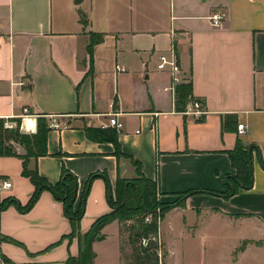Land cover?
Wrapping results in <instances>:
<instances>
[{
  "label": "crops",
  "instance_id": "crops-1",
  "mask_svg": "<svg viewBox=\"0 0 264 264\" xmlns=\"http://www.w3.org/2000/svg\"><path fill=\"white\" fill-rule=\"evenodd\" d=\"M218 11L226 16L215 26L210 16ZM92 33L104 37L90 56ZM172 47L183 81L203 103L199 117L176 110L170 70L157 67ZM111 114L120 128L108 124ZM227 115L236 123L226 127ZM39 116L51 126L48 155L36 160L40 175L55 184L62 167L71 170L79 183L75 208L91 174H106L110 189L103 176L93 179L81 237L69 236L64 205L49 190L27 212L14 204L0 210V251L13 263L65 264L79 256L84 235L112 210L109 192L115 196L119 177L140 172L156 180L161 202L192 189L222 191L225 176L236 174L228 152L240 139L261 153H252V187L229 198L194 193L165 215L181 216L182 245L197 238L205 249L207 238L211 246L219 241L217 226L237 227L236 254L226 263L264 264V0H0V121L4 130L32 134ZM88 126L116 128L125 155H116L112 142L90 139ZM22 169L19 155L0 156V179L12 183L0 190V202L28 203L35 186ZM124 224L102 229L94 264L123 263ZM207 225L213 234L204 232Z\"/></svg>",
  "mask_w": 264,
  "mask_h": 264
},
{
  "label": "trees",
  "instance_id": "trees-1",
  "mask_svg": "<svg viewBox=\"0 0 264 264\" xmlns=\"http://www.w3.org/2000/svg\"><path fill=\"white\" fill-rule=\"evenodd\" d=\"M80 21L83 25L88 24L87 16L83 12L80 13ZM103 37L102 33L91 34V41L88 45L90 56H92L94 45L102 41ZM191 98H194L191 83L183 81L177 84L175 90L176 110L186 113ZM231 117L226 116V127L231 122L236 123V119L234 118L231 121ZM37 121V132L32 134L22 133L18 129L4 130L3 121H0V156L19 155L23 159L22 174L28 177L35 186L34 192L26 205H21L15 198L10 197L0 202V210L14 204L20 211L27 212L35 205L41 193L44 190H49L55 199L64 205L65 214L72 224V231L69 236L81 237L80 221L84 215V204L90 185L96 176L101 175L106 179L110 189L109 178L104 173L91 174L86 181L80 204L75 208L79 186L77 176L68 168L62 167L59 181L53 184L41 176L37 169L36 160L38 157L48 155L47 141L48 133L51 130L47 118L39 116ZM85 130L90 139L112 142L115 145L116 155H125L121 151L116 128L88 126ZM16 145L24 147L26 153L20 154ZM255 149L261 156L257 145H246L238 139L234 149L228 152L232 165L236 169V174L225 176L222 191L192 189L179 193L177 200L174 202H161L158 198L160 192L158 182L145 177L143 173L139 172V178L132 181L119 177L115 196L109 192V202L112 210L100 217L84 235L85 241L80 255L69 257L65 264H94L96 253L93 250V242L105 238L102 229L114 220L125 222L123 228H121V234L124 236V233H128L125 238L122 237L121 242L122 264H163L165 250L160 237V221L165 214L175 207L184 206L185 200L194 193H212L229 198L241 189L251 188L253 185L252 153ZM134 163L140 168V162L134 161ZM148 216H150L149 220L146 219ZM129 221L132 222L127 224ZM124 244L129 246V253H125ZM243 248L244 244L241 249Z\"/></svg>",
  "mask_w": 264,
  "mask_h": 264
},
{
  "label": "rangeland",
  "instance_id": "rangeland-1",
  "mask_svg": "<svg viewBox=\"0 0 264 264\" xmlns=\"http://www.w3.org/2000/svg\"><path fill=\"white\" fill-rule=\"evenodd\" d=\"M137 178H139L138 174L137 177L126 180L132 181ZM131 222L132 221H129V224ZM217 227L220 230V232H216L217 239H220L219 241L214 242L216 246H211L209 244V238L206 239L208 240L206 241V249L204 248L203 241L197 238L185 241L182 245V243L177 240V238L182 235L181 216L170 217L165 215L161 224V231L165 241V248L167 250L165 264H202L204 259L209 261L213 260V258H216V260L219 261V264H227L226 262L231 258L230 256H232V254H236L232 253V250L235 243L238 241L237 238H239L241 234L237 227L233 228L225 225L224 223L221 227L220 225ZM210 228L211 226L208 225L205 228L204 232L207 235L213 234L212 231L210 232ZM124 247L125 253H129V246L124 244Z\"/></svg>",
  "mask_w": 264,
  "mask_h": 264
},
{
  "label": "built area",
  "instance_id": "built-area-1",
  "mask_svg": "<svg viewBox=\"0 0 264 264\" xmlns=\"http://www.w3.org/2000/svg\"><path fill=\"white\" fill-rule=\"evenodd\" d=\"M225 16L226 15L223 11H218V12L213 13L210 16V20L212 21V23L215 26H220L222 24ZM157 67L159 69H165L166 67L169 68L171 76H172V84L167 89H171L172 91H174V94H175L176 86H177V84L183 82V78L181 76V67L178 63L176 53H175V50L173 47L171 50V54H164L163 53V54L159 55V62L157 64ZM117 69L123 70V68L120 65L117 66ZM205 112L206 111L203 109V103L195 97L191 98L190 102L187 105L186 113L191 114V115L196 116V117H199V116L203 115V113H205ZM108 124L112 125L116 128L121 127V123L117 119L116 114H111ZM51 125L53 127H59L60 126L57 122H53ZM6 126L9 127L11 125L9 124V122H6ZM245 127L246 126L243 123L238 124L239 134H242L245 132V130H246ZM11 185H12L11 182H9L7 180L0 179V190L10 188ZM149 218H150V216H148L146 219L149 220ZM0 264H14V263L0 251Z\"/></svg>",
  "mask_w": 264,
  "mask_h": 264
},
{
  "label": "water",
  "instance_id": "water-1",
  "mask_svg": "<svg viewBox=\"0 0 264 264\" xmlns=\"http://www.w3.org/2000/svg\"><path fill=\"white\" fill-rule=\"evenodd\" d=\"M82 1H83V0H74V3H75L76 5H78V4H80ZM16 146H17V148H18L20 154H24V153H26L25 148H23L21 145H16Z\"/></svg>",
  "mask_w": 264,
  "mask_h": 264
},
{
  "label": "bare ground",
  "instance_id": "bare-ground-1",
  "mask_svg": "<svg viewBox=\"0 0 264 264\" xmlns=\"http://www.w3.org/2000/svg\"><path fill=\"white\" fill-rule=\"evenodd\" d=\"M28 123H30V122H28Z\"/></svg>",
  "mask_w": 264,
  "mask_h": 264
}]
</instances>
